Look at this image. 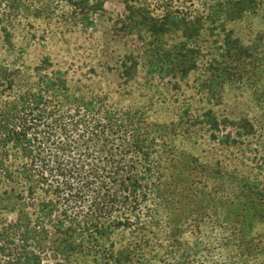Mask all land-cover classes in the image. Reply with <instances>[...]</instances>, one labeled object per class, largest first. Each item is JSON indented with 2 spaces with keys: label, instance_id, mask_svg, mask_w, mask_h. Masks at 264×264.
Instances as JSON below:
<instances>
[{
  "label": "trees",
  "instance_id": "trees-1",
  "mask_svg": "<svg viewBox=\"0 0 264 264\" xmlns=\"http://www.w3.org/2000/svg\"><path fill=\"white\" fill-rule=\"evenodd\" d=\"M107 1L0 0V264H262L264 184L211 174L175 145L201 128L228 147L244 134H223L225 122L190 106L175 120H154L127 105L125 93L73 83L48 58L14 57L10 20L53 18L92 30ZM116 1L124 12L114 28L149 36L141 40L151 80L195 72L205 32L217 44L210 67L232 77L248 51L227 25L262 13L264 20V0ZM170 35L180 41L169 46ZM139 62L126 55L121 77L133 80Z\"/></svg>",
  "mask_w": 264,
  "mask_h": 264
},
{
  "label": "rangeland",
  "instance_id": "rangeland-1",
  "mask_svg": "<svg viewBox=\"0 0 264 264\" xmlns=\"http://www.w3.org/2000/svg\"><path fill=\"white\" fill-rule=\"evenodd\" d=\"M105 10L106 14L97 18L92 30L66 26L53 18L23 16L10 20L14 57L29 64L48 58L65 70L73 83L80 81L115 97L125 93L130 100L127 105L146 108L151 118L160 122L175 120L186 106L212 113L227 125L223 134L227 132L235 138L239 132L245 139L235 147H228L201 128L192 140L176 138L177 148L198 158L211 174L225 173L264 184V39H260L264 31L263 13L227 25L231 35L248 51L247 57L233 65L232 77L216 74L210 67L217 44L205 32L199 41L201 57L195 72L187 78L151 80L142 57L141 36L148 38V34L136 31L123 36L114 28L118 15L124 12L118 1L108 0ZM5 22L0 15V56L5 49L1 37ZM179 41V35L164 39L169 46ZM128 54L136 55L140 61L138 74L131 81L120 75L121 62ZM215 135L221 138L222 133ZM244 199L249 201L253 195L247 194ZM256 230L264 232V223ZM67 264L77 263L71 258ZM80 264L91 263L86 260Z\"/></svg>",
  "mask_w": 264,
  "mask_h": 264
}]
</instances>
